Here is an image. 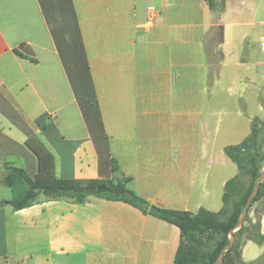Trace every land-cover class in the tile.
<instances>
[{
	"label": "crops",
	"instance_id": "0c3cea01",
	"mask_svg": "<svg viewBox=\"0 0 264 264\" xmlns=\"http://www.w3.org/2000/svg\"><path fill=\"white\" fill-rule=\"evenodd\" d=\"M217 22L215 73L206 39ZM244 118H264V0H226L223 12L206 0H0V182L6 165L37 176L35 137L59 179L130 178L152 205L218 212L236 176L225 148L243 141L227 142ZM251 216L264 235V197ZM180 239L124 202L42 194L0 206V264H175ZM263 253L250 241L242 258Z\"/></svg>",
	"mask_w": 264,
	"mask_h": 264
},
{
	"label": "trees",
	"instance_id": "16d2710c",
	"mask_svg": "<svg viewBox=\"0 0 264 264\" xmlns=\"http://www.w3.org/2000/svg\"><path fill=\"white\" fill-rule=\"evenodd\" d=\"M206 1L212 12H223L225 9L226 0H221L219 6L215 0ZM223 36L224 27L217 22L206 39V51L213 72L218 71L223 60ZM27 145L38 159V174L32 178L23 168L6 165L0 183L12 190V197L1 200V207L26 209L42 194L51 200L73 199L79 204L92 199L124 202L145 215L154 216L180 229L181 239L175 264H216L222 250L230 244L231 231L239 224L247 200L263 172L264 118L253 120L250 135L240 144L225 148V155L237 165L240 173L226 182L222 197L223 207L218 212L201 208L193 213L152 205L129 187L130 178L59 179L55 174V157L46 146L35 137L29 139ZM113 171L118 172L117 166H114ZM263 197L264 181L251 202L244 225L234 233L236 242L225 253L223 264H247L242 258V250L247 242L264 247L261 219L251 216L253 207ZM250 264H264V253Z\"/></svg>",
	"mask_w": 264,
	"mask_h": 264
},
{
	"label": "rangeland",
	"instance_id": "374dc122",
	"mask_svg": "<svg viewBox=\"0 0 264 264\" xmlns=\"http://www.w3.org/2000/svg\"><path fill=\"white\" fill-rule=\"evenodd\" d=\"M239 90H240L239 88L233 87L232 91L227 93V96H228L227 98L230 99L234 103L238 102ZM242 120H243L242 125L239 126L238 129H240L242 127L243 129H241V131H243V132L242 133L240 131L235 132L227 142L238 143V142L246 139V137H248L250 135L251 124L247 123L245 118ZM246 127H247V130H244V128H246ZM228 162L230 164V169H229L228 174L234 172L235 173L234 175H238L240 172H239L237 165L234 164L233 162H231L230 160ZM0 195L4 196L6 198H11L12 197V190L7 188V187L2 186L0 189Z\"/></svg>",
	"mask_w": 264,
	"mask_h": 264
},
{
	"label": "water",
	"instance_id": "95a60500",
	"mask_svg": "<svg viewBox=\"0 0 264 264\" xmlns=\"http://www.w3.org/2000/svg\"><path fill=\"white\" fill-rule=\"evenodd\" d=\"M264 181V166H263V172L262 174L260 175V177L258 178L257 182H256V186H255V189L253 190V192L250 194L248 200H247V204L244 208V211L242 213V216H241V219H240V222L239 224L237 225V227L231 231V242L229 245H227L221 252L220 254V257H219V260L216 264H223L224 262V259H225V253L227 251H229L232 246L235 244L236 242V238L234 236V233L237 232L245 223V220H246V217L248 215V212H249V208H250V205H251V202L252 200L257 196L258 192H259V189H260V186L262 184V182Z\"/></svg>",
	"mask_w": 264,
	"mask_h": 264
},
{
	"label": "built area",
	"instance_id": "2783aa9c",
	"mask_svg": "<svg viewBox=\"0 0 264 264\" xmlns=\"http://www.w3.org/2000/svg\"><path fill=\"white\" fill-rule=\"evenodd\" d=\"M149 14H150V19H149L148 23H151L157 14L155 8H153V7L149 8Z\"/></svg>",
	"mask_w": 264,
	"mask_h": 264
}]
</instances>
